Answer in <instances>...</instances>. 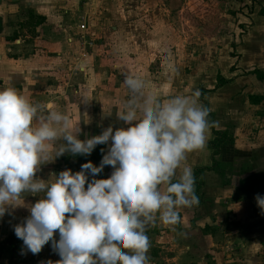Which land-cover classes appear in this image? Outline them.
<instances>
[{
	"label": "clouds",
	"instance_id": "obj_1",
	"mask_svg": "<svg viewBox=\"0 0 264 264\" xmlns=\"http://www.w3.org/2000/svg\"><path fill=\"white\" fill-rule=\"evenodd\" d=\"M123 83L128 96L118 120L126 127L110 124L84 139L69 113L31 100L10 82L0 87V218L28 211L13 225L22 254L50 244L59 256L55 264H150L147 227L157 220L174 227L181 208L199 204L192 168L184 163L205 149L214 123L199 89L161 102L144 96L140 76L128 74ZM97 145L107 146L98 166L36 176L65 153L87 156ZM105 166L112 168L108 178L96 179ZM29 194L39 199L26 203ZM255 201L264 211V196Z\"/></svg>",
	"mask_w": 264,
	"mask_h": 264
},
{
	"label": "rangeland",
	"instance_id": "obj_2",
	"mask_svg": "<svg viewBox=\"0 0 264 264\" xmlns=\"http://www.w3.org/2000/svg\"><path fill=\"white\" fill-rule=\"evenodd\" d=\"M263 5L264 0H106L91 10L85 23L75 21L68 41L72 82L67 96L73 119L80 121V137L98 135L110 124L114 130L124 126L118 115L128 96L123 83L128 74L145 81V97L161 102L203 89L214 129L225 140H235L233 146L224 145L215 158L221 172L228 169L227 160L244 157L251 164L228 182L234 191L237 187L250 188L251 193L261 190L264 17L259 13ZM81 63L83 70L78 67ZM253 69L259 70L257 74L250 72ZM218 76L229 83L214 89ZM208 151L203 163H211ZM108 170L95 178H108L111 166ZM216 174L224 185V178ZM50 255L55 264L59 256L46 244L30 262L45 264Z\"/></svg>",
	"mask_w": 264,
	"mask_h": 264
},
{
	"label": "crops",
	"instance_id": "obj_3",
	"mask_svg": "<svg viewBox=\"0 0 264 264\" xmlns=\"http://www.w3.org/2000/svg\"><path fill=\"white\" fill-rule=\"evenodd\" d=\"M105 2L0 0V87L10 82L31 100L54 105L73 118L67 96L72 82L68 45L72 40V25L75 21L80 25L85 23L89 13ZM256 70L259 71L253 69L250 72ZM211 139L208 130L205 149L187 155L184 163L192 171L211 166V163H203L208 158ZM242 143L248 144L246 140ZM71 156L65 153L42 165L36 176L47 180L58 174L66 169L65 163L70 166L75 163ZM243 159L226 161L228 169L224 173V185H220V178L214 171L202 173L201 200L196 206L179 210L178 225L166 226L157 220L147 227L150 264H264V211L255 201L256 196H264V187L247 194L240 187L234 191L233 183L228 182L243 166L251 164ZM240 160L244 163H239ZM58 163L63 164L59 167ZM263 165L259 163V166ZM259 172L263 174L264 170ZM233 198L234 202L231 201ZM37 199L39 196L29 194L25 202L34 203ZM27 215L25 208H17L11 215L6 213L0 218V264H31L34 261L32 258L37 254L26 249L22 254V241L13 232V225L22 222ZM48 258L49 261L51 255Z\"/></svg>",
	"mask_w": 264,
	"mask_h": 264
},
{
	"label": "trees",
	"instance_id": "obj_4",
	"mask_svg": "<svg viewBox=\"0 0 264 264\" xmlns=\"http://www.w3.org/2000/svg\"><path fill=\"white\" fill-rule=\"evenodd\" d=\"M261 16L264 15V10L261 9L260 13ZM257 74V71H253ZM246 74V73H244ZM228 81L225 80L223 77L218 76L217 77V81H216V85L214 86V89H218L220 88L223 84H226ZM207 91L205 90H201V95L199 97V102L201 104H203L204 106H206L208 108V103L204 98V94ZM212 114L209 111V117L208 119L210 120ZM211 134H212V139L211 141L208 143V149L211 151L210 154V158H211V166L209 167H198L196 169H194L193 171V175L195 177V194L198 196L199 198V202L201 200V196L199 195V192L201 191V189L203 188V181L201 180V176L202 173L204 171H214L216 173H219V175L224 178V172H221L220 166L218 163H216V157L219 155L221 148L225 145H229V143L231 142V140H225V135L222 134V132L215 130L213 125L209 128ZM105 148V145H97L93 151L91 152V154L87 155V156H71L70 158L74 160V165L70 166L68 163H65V167L66 169H70L73 172L79 171L80 170V166L84 163L87 162H91L93 164V166H95V161L97 160V158H99V162L102 158V155L104 154L101 150ZM69 159V158H67ZM109 172L108 170V166H105V169L102 170L101 173L96 174L95 176H99V175H106ZM226 182V181H224ZM243 189L242 191L246 192L247 194L251 193V189ZM54 238L58 239V236L54 235Z\"/></svg>",
	"mask_w": 264,
	"mask_h": 264
}]
</instances>
